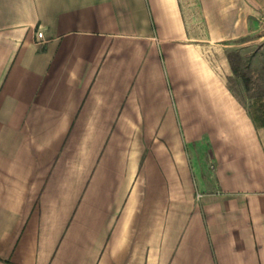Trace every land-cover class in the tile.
I'll return each instance as SVG.
<instances>
[{"label":"crops","instance_id":"obj_1","mask_svg":"<svg viewBox=\"0 0 264 264\" xmlns=\"http://www.w3.org/2000/svg\"><path fill=\"white\" fill-rule=\"evenodd\" d=\"M194 41L181 0H0V264H264V96Z\"/></svg>","mask_w":264,"mask_h":264},{"label":"rangeland","instance_id":"obj_2","mask_svg":"<svg viewBox=\"0 0 264 264\" xmlns=\"http://www.w3.org/2000/svg\"><path fill=\"white\" fill-rule=\"evenodd\" d=\"M181 8L190 37L229 90L244 103L263 97L264 0H181Z\"/></svg>","mask_w":264,"mask_h":264},{"label":"built area","instance_id":"obj_3","mask_svg":"<svg viewBox=\"0 0 264 264\" xmlns=\"http://www.w3.org/2000/svg\"><path fill=\"white\" fill-rule=\"evenodd\" d=\"M38 36H39L40 38H42V36H43L42 32H39V33H38Z\"/></svg>","mask_w":264,"mask_h":264}]
</instances>
